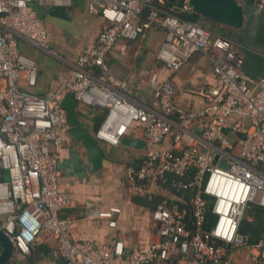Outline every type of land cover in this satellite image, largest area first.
<instances>
[{"label": "built area", "instance_id": "built-area-1", "mask_svg": "<svg viewBox=\"0 0 264 264\" xmlns=\"http://www.w3.org/2000/svg\"><path fill=\"white\" fill-rule=\"evenodd\" d=\"M39 1L71 7L75 0ZM87 1L90 15H99L105 26L71 65L69 81L42 97L34 93L38 65L22 52L20 42L48 51L45 22L34 0H0V231L23 256H30L43 236L51 237L53 256L61 264H153L175 255L191 256V264H222L239 247L257 249L264 260V239L249 245L239 233L250 205L264 207V79L251 83L233 41L173 14L165 0ZM189 1L182 10L194 15ZM252 1L264 9V0ZM153 29L165 33L157 58L169 73L153 87L156 110L133 103L112 83L106 65L119 40L135 41ZM196 54L210 60L216 85L202 91L204 107L191 111L175 102L172 76ZM68 92L79 108L107 112L96 132L102 143L120 145L134 123L144 125L148 149L139 166L127 169V190L152 198L150 183L158 181L190 191V222L185 209L163 199L151 215L161 227L160 243L126 247L119 239L102 243L72 237V222L62 213L73 199L61 190L59 178L62 135L69 129L60 100ZM188 125L201 127V135ZM166 139L179 150L158 148ZM204 195L215 200L218 219L211 231L206 230L209 202ZM121 212L110 208L98 218L116 228L114 218Z\"/></svg>", "mask_w": 264, "mask_h": 264}, {"label": "crops", "instance_id": "crops-1", "mask_svg": "<svg viewBox=\"0 0 264 264\" xmlns=\"http://www.w3.org/2000/svg\"><path fill=\"white\" fill-rule=\"evenodd\" d=\"M238 2L245 9L242 28L232 29L207 19L200 23L238 46L244 57L242 73L254 83L264 79V9L258 8L252 0ZM33 5L45 22L49 50L38 49L26 40H21L20 45L22 52L38 65L34 93L44 97L69 81L71 65L85 48L95 44L105 25L99 15H90L87 0H75L71 7L50 5L39 0H34ZM164 38V31L153 29L135 41L119 40L106 59L112 83L133 103L152 110H156L152 98L153 87L169 76L157 58ZM172 80L176 87L175 102L191 111H199L204 107L206 99L202 91L216 85L213 66L203 54H196L172 76ZM101 111L92 114L93 111L88 113L86 108H79L78 116L85 127L95 132L104 122L98 123ZM188 128L201 135L198 125H188ZM123 136L144 139V125L134 123ZM62 138L60 187L73 199L72 207L64 211L62 217L72 222L71 234L75 240L111 243L119 239L126 247L136 244L148 247L160 243L164 240L161 227L152 220L151 215L163 199L176 202L185 209L188 221H191L190 202L193 195L190 191L178 189L169 182L151 181L152 198L128 192L126 171L130 166L141 164L148 147L138 149L101 142L106 154L104 168L94 173L83 146L67 134L62 135ZM157 147L179 150L171 139H166ZM110 208H120L122 211L115 215L116 228L109 227L107 220L98 218L100 212ZM55 248L54 239L43 236L30 256L16 252L17 264H61L53 256ZM191 261L189 255H175L167 261L153 264H191ZM222 264H264V260L257 249L239 247L232 248Z\"/></svg>", "mask_w": 264, "mask_h": 264}, {"label": "water", "instance_id": "water-1", "mask_svg": "<svg viewBox=\"0 0 264 264\" xmlns=\"http://www.w3.org/2000/svg\"><path fill=\"white\" fill-rule=\"evenodd\" d=\"M189 2L196 13L216 24L232 29H240L244 25L245 9L238 0H190ZM60 105L67 114L69 125L67 135L83 146L92 172L101 171L104 168L106 154L101 142L96 137L97 131L93 132L84 126L78 116L79 104L72 93H65L60 100ZM121 145L144 149L147 148V141L139 137L122 136ZM220 165L223 168H228L226 160H222ZM0 264H17L16 250L3 231H0Z\"/></svg>", "mask_w": 264, "mask_h": 264}, {"label": "trees", "instance_id": "trees-1", "mask_svg": "<svg viewBox=\"0 0 264 264\" xmlns=\"http://www.w3.org/2000/svg\"><path fill=\"white\" fill-rule=\"evenodd\" d=\"M186 0H175L172 2L171 0H165V8L170 10L173 14L179 16L184 20H191L195 22H201L205 18L200 14L195 13L194 15H189L185 11L182 10L185 5ZM226 38V37H225ZM228 39V38H227ZM88 113L93 111L92 114L99 112V109L96 108H88ZM97 110V111H96ZM100 119H98V123L105 120L107 112L101 111ZM97 123V124H98ZM143 159V158H142ZM204 198L208 200V212H207V222H206V230L211 231L217 223L218 217L213 212L214 207V198L208 195H204ZM239 233L245 236L248 240L249 245H254L258 243L260 240L264 239V207H261L257 204H251L249 209L246 212L245 218L241 222Z\"/></svg>", "mask_w": 264, "mask_h": 264}, {"label": "bare ground", "instance_id": "bare-ground-1", "mask_svg": "<svg viewBox=\"0 0 264 264\" xmlns=\"http://www.w3.org/2000/svg\"><path fill=\"white\" fill-rule=\"evenodd\" d=\"M227 197H230V195H228ZM228 206V204H225V207H227ZM226 221V220H225Z\"/></svg>", "mask_w": 264, "mask_h": 264}, {"label": "rangeland", "instance_id": "rangeland-1", "mask_svg": "<svg viewBox=\"0 0 264 264\" xmlns=\"http://www.w3.org/2000/svg\"><path fill=\"white\" fill-rule=\"evenodd\" d=\"M23 51V50H22Z\"/></svg>", "mask_w": 264, "mask_h": 264}]
</instances>
